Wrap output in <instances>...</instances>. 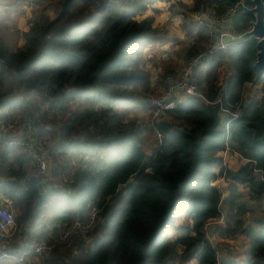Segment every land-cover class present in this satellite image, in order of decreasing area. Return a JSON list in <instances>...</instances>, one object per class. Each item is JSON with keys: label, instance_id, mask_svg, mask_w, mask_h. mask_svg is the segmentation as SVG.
<instances>
[{"label": "trees", "instance_id": "obj_1", "mask_svg": "<svg viewBox=\"0 0 264 264\" xmlns=\"http://www.w3.org/2000/svg\"><path fill=\"white\" fill-rule=\"evenodd\" d=\"M157 1L58 0L56 17L35 11L23 46L0 43V117L10 111L33 117L39 135L48 136L57 176L52 185L36 178L32 158L0 137V198L16 213L14 241L5 245L17 249L55 224L86 221L92 209L98 211L87 236L52 241L39 264H264V218L252 216V203L264 202V181L255 173L264 169V73L253 67L258 39H236L198 69L208 98L222 94L225 107L241 108L229 122L230 142L245 161L225 171L223 191L213 184L224 171L219 152L227 118L220 104L185 97L159 120L152 118L158 94L143 52L169 38L155 23ZM239 1L186 4L187 57L210 40V29L198 26L191 13L200 5L223 12ZM150 7L155 12L144 14ZM255 18L239 9L229 29L238 37ZM222 66L229 69L224 82ZM137 107L149 118L131 115ZM38 111L51 126L36 122ZM185 212L191 224L181 225ZM222 214L215 232L224 239L245 235L248 246L218 261L206 235L208 222Z\"/></svg>", "mask_w": 264, "mask_h": 264}, {"label": "built area", "instance_id": "obj_2", "mask_svg": "<svg viewBox=\"0 0 264 264\" xmlns=\"http://www.w3.org/2000/svg\"><path fill=\"white\" fill-rule=\"evenodd\" d=\"M120 3L121 0H114ZM236 5H229L223 12L217 11L214 7H205L200 5L192 12V19L198 26H205L210 29V40L208 46L200 52L192 55L184 63L182 68L176 74L166 76L167 85L163 91L152 98V118L159 120L169 109L177 105V100L185 97H199L209 104H220L223 116L227 118L226 122V141L225 148L220 151L222 157L221 168L224 169L214 182L218 188L224 191L227 184L226 172L229 169L228 155L233 153L241 160L245 161L239 153L231 150L230 142V120L241 116V108L231 110L223 105L222 94L214 99L208 98L200 89L198 68L212 63L220 52L228 51L236 36L230 31L227 22L235 12ZM55 11L57 7H49ZM59 10V8H58ZM225 88L222 87L221 91ZM183 95L182 97H179ZM18 129L19 131H16ZM0 137L4 138L9 146H14L22 153L31 157L34 168L33 174L36 178L42 180L47 177L51 170L53 156L50 148L41 137L34 133V120L28 113L14 114L6 113L0 119ZM255 173L260 180L264 181V169L257 168ZM97 209H92L88 220L83 221L79 218L74 219L69 224H55L50 233L38 236L32 240H26L17 248H9L6 245L0 247V264L12 261L14 264H31V256L42 257L52 248V241L65 242L72 239L75 235L81 234L87 236L93 228ZM16 222V213L11 203L6 199L5 203H0V237L8 238L14 233ZM224 222V215L208 222L207 238L214 248L217 260L224 258V247L220 245V236L215 232V227Z\"/></svg>", "mask_w": 264, "mask_h": 264}, {"label": "rangeland", "instance_id": "obj_3", "mask_svg": "<svg viewBox=\"0 0 264 264\" xmlns=\"http://www.w3.org/2000/svg\"><path fill=\"white\" fill-rule=\"evenodd\" d=\"M47 5V6H46ZM55 5L57 9L55 11L51 10L49 7ZM58 0H5L4 3L0 4V43L4 42L8 46L13 47V49H17L18 47H21L25 43V37L24 33L26 30H28L31 18L35 15V11L39 10L42 11L44 9L45 14L51 16V17H56L57 12H58ZM190 5V4H189ZM187 8V6H186ZM188 9V8H187ZM186 9V10H187ZM147 12H144V14ZM170 15V14H169ZM173 24V23H172ZM227 25L230 26V22H227ZM163 29L167 31V35L170 37L172 36H178L176 33H172L168 27L162 26ZM173 32L177 30V26L174 25ZM184 35L187 38V41L190 39V37L187 35L185 28H183ZM183 35V36H184ZM180 38V37H177ZM182 39H185V37H181ZM174 41H177L176 47H175V53L174 56H172L168 51H164L161 49V46L159 45V49L154 47H150L151 45H148L146 48H144L143 56L145 59V66L150 69V72L152 74V81L155 86V91L159 95L163 89L166 87L167 82L165 78V86H162L160 84L162 77L164 75H167L169 71L171 74H176L184 65V63L188 60L189 57L186 56L185 50L188 48V45L190 43L184 41L181 42V39H175ZM173 41V42H174ZM190 41V40H189ZM164 43V41H162ZM155 44V43H151ZM184 44V45H183ZM149 49V51H147ZM157 54L155 55V53ZM167 72V73H166ZM220 76L222 82H224L225 78L227 77L229 73V69L226 66H222L219 70ZM250 84L248 85V87ZM250 93V92H249ZM248 91L245 94L247 97V94L249 95ZM157 95H154V97ZM153 98V97H152ZM123 111H126V108H123ZM152 112V110H151ZM16 114L17 112H11ZM131 115H140V116H145L148 117L149 112H144L141 107H137V109H134L133 111H130ZM36 122H41L43 126L49 127L51 126L47 121L41 119L40 117V112H35L34 114ZM2 117V116H1ZM0 117V119H1ZM41 124V125H42ZM16 131H19L16 129ZM34 133L41 137V139L46 142V144L49 146V139L48 136H40L39 135V129L38 127H34ZM160 137H156L153 141V144H156L157 139ZM50 148V147H49ZM148 152H150V148H147ZM222 151V150H221ZM220 154V152H219ZM53 167V162L51 164V168ZM49 181H51L52 185L55 181H57V176L53 174L52 170H50L47 174ZM215 182V181H214ZM213 182V184H214ZM253 212L252 216H261L264 218V202L261 203H252ZM187 216V213L185 212L183 217ZM181 225L184 224H191V221L188 220V217L182 219ZM176 234L175 231H172L170 234L171 238H174V235ZM12 241H14V238H11V240L1 241L2 245H5L6 243L12 244ZM241 244V243H240ZM240 245H228L226 247V252L229 253V255H240L243 252L234 254L233 250H237ZM41 257H36V256H31V264H39ZM193 262V261H191ZM186 263V264H193V263ZM5 264H10V262H6Z\"/></svg>", "mask_w": 264, "mask_h": 264}, {"label": "crops", "instance_id": "obj_4", "mask_svg": "<svg viewBox=\"0 0 264 264\" xmlns=\"http://www.w3.org/2000/svg\"><path fill=\"white\" fill-rule=\"evenodd\" d=\"M183 4L180 5H175L172 6L171 2L169 1H164V0H159L157 1L155 4H153L152 6H154L157 9V12L153 11V7H150L146 12L147 13H156V25L162 27V26H166L168 27V29L172 32V33H176L178 36H170L166 41H164V43L161 42H156L155 44H151L150 47H154L156 46L157 49H159V45L161 46V49H163L164 51H168V53H170L172 56H174L173 53H175V47H176V43L177 41H174L175 39H181V42L184 43V41L190 43V41H187L186 36L183 34V10H185L186 12H188V10H186V6L187 5H191L193 0H182ZM187 4V5H186ZM191 13V12H190ZM146 14V13H145ZM170 14V15H169ZM191 17H192V13H191ZM173 23V24H172ZM177 26V30L173 32V28ZM184 35V36H183ZM180 37V38H177ZM181 37H185V39H182ZM174 41V42H173ZM184 45V44H183ZM149 51V49L147 50ZM187 50H185L186 53ZM157 54V52L155 53V55ZM201 68V67H199ZM198 68V69H199ZM150 70V69H149ZM199 73V70H198ZM183 95H180L179 97H182ZM150 152H152V147H150ZM228 162H229V169L231 170H237L241 164L244 162L243 160H241L237 155L231 153L228 155ZM48 178H45V180H47ZM50 180V179H49ZM6 198L5 197H1L0 198V203H5ZM179 224H181V222L179 221ZM215 226H212V228H214ZM176 235L179 234V230L175 231ZM2 238V241H7L9 239H11V237L8 238H4V237H0ZM241 243V244H240ZM23 244V243H22ZM21 244V245H22ZM240 245L239 248H237V250H233L234 254L240 253V252H244L248 246V238L245 235H240L239 237L235 238V239H224L222 237H220V245L221 247H224V253L225 256L223 259H231L234 258L237 255H229V253L226 252V247L228 245ZM2 246V244L0 243V247ZM241 255V254H240ZM10 264H14L12 261H9ZM193 264H195V260H193V262H191Z\"/></svg>", "mask_w": 264, "mask_h": 264}, {"label": "water", "instance_id": "obj_5", "mask_svg": "<svg viewBox=\"0 0 264 264\" xmlns=\"http://www.w3.org/2000/svg\"><path fill=\"white\" fill-rule=\"evenodd\" d=\"M239 9L254 13L256 18L252 21L251 28L240 36H236V39H247L251 37L258 39L257 59L253 67L257 72L264 73V0H241L236 4L235 12ZM229 22H231V18Z\"/></svg>", "mask_w": 264, "mask_h": 264}]
</instances>
